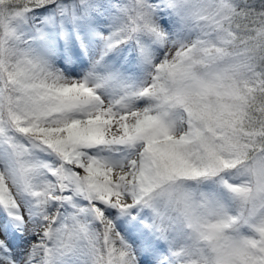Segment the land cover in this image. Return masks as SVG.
Wrapping results in <instances>:
<instances>
[{
  "label": "snow or ice",
  "instance_id": "obj_1",
  "mask_svg": "<svg viewBox=\"0 0 264 264\" xmlns=\"http://www.w3.org/2000/svg\"><path fill=\"white\" fill-rule=\"evenodd\" d=\"M0 264H264V0H0Z\"/></svg>",
  "mask_w": 264,
  "mask_h": 264
}]
</instances>
